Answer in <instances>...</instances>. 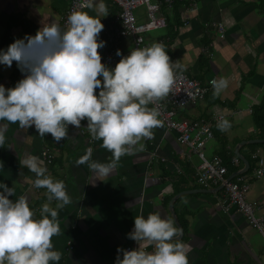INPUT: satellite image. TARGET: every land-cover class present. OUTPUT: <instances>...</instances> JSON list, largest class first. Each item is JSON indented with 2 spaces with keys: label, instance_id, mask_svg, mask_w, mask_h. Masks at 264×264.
Segmentation results:
<instances>
[{
  "label": "crops",
  "instance_id": "1",
  "mask_svg": "<svg viewBox=\"0 0 264 264\" xmlns=\"http://www.w3.org/2000/svg\"><path fill=\"white\" fill-rule=\"evenodd\" d=\"M69 2L0 0V49L17 38L36 35L52 21L60 24ZM106 3L109 14L101 18L105 28L99 37L106 46L98 49L100 52L112 44L110 33L119 10L111 0ZM81 11L96 14L93 9ZM161 11L166 26L145 32L144 43L150 46L162 39L172 58L183 65V72L209 86L202 100L179 108L176 118L190 121L224 114L232 126L221 131L213 125V138L205 144V155H219L231 176L246 172L242 160L238 165L231 162L237 151L251 165L250 172L245 173L251 177L258 158L264 159V130L254 119L264 112V107L257 109L264 105V0H173L171 6L161 5ZM134 14L137 22L147 19L144 7L135 9ZM213 23H222L223 38ZM119 45L127 55L134 48L131 38L120 40ZM223 77L228 78L229 86L216 96L208 81ZM22 78L16 62L11 67L0 65V83L6 87H14ZM86 126V120L79 129L70 125L69 137L58 143L51 133L40 137L34 126L26 129L19 122L10 123L6 142L0 147V161L4 162L0 180L15 189V195L9 198L28 197L30 207L38 208L36 219L42 218L40 209L48 202V191H36L31 186L36 174L22 161L35 155L42 164L43 148L55 155L49 175L64 181L73 198L72 204L60 210L62 234L52 238L55 248L63 252L58 264H114L118 247L133 242L138 247L127 236L135 216L147 217L155 211L172 217L183 229L182 241L191 245L190 264H264L261 233L250 227L236 209L227 213L219 209V186L204 187L196 181L200 159L177 141L174 131L165 125L154 129V138L141 141L145 145L142 151L121 157L105 181L93 184L92 171L87 164L77 165L76 160L88 147L94 149L93 158L101 162L112 157L102 141H88L83 133ZM146 178L153 180L146 182ZM247 198L259 201L264 209V174L250 179ZM56 203L51 201L53 206ZM145 246L148 251L154 250L147 242Z\"/></svg>",
  "mask_w": 264,
  "mask_h": 264
},
{
  "label": "clouds",
  "instance_id": "2",
  "mask_svg": "<svg viewBox=\"0 0 264 264\" xmlns=\"http://www.w3.org/2000/svg\"><path fill=\"white\" fill-rule=\"evenodd\" d=\"M81 8L96 14L74 10L66 30L52 21L36 35L17 38L0 49V65L16 62L23 74L14 87L0 83V147L10 123L34 126L40 137L51 133L59 143L69 137L70 125L79 129L86 120L92 139L102 141L112 157L101 162L88 147L76 160L77 165L87 164L95 184L115 171L121 157L142 151L141 141L154 138V129L164 126L157 105L173 92L184 68L161 42L133 48L128 55L118 49L121 59L114 67L107 66L98 51L106 46L99 38L105 28L101 18L109 14L106 0H83ZM212 83L216 96L229 86L226 77ZM231 126L226 118L217 122L221 131ZM22 163L36 174L35 186L47 189L48 202L40 209L42 218L36 219L29 198L10 199L14 187L0 180V264H58L63 252L52 238L62 234L60 210L73 198L64 181L46 174L38 156ZM3 168L0 161V171ZM182 235L175 220L159 211L136 215L127 236L138 247H118L114 264H190L191 245L182 241ZM145 242L154 250L148 251Z\"/></svg>",
  "mask_w": 264,
  "mask_h": 264
},
{
  "label": "built area",
  "instance_id": "3",
  "mask_svg": "<svg viewBox=\"0 0 264 264\" xmlns=\"http://www.w3.org/2000/svg\"><path fill=\"white\" fill-rule=\"evenodd\" d=\"M118 8V13L115 16L116 25L112 28L110 38L112 44L101 52L102 62L109 67H114L121 56H117V50H121L123 55L127 53L120 47L119 41L122 39L131 38L134 48L145 47L143 34L152 29H159L166 26V18L161 11V5L171 6L173 0H111ZM83 0H70L67 8L60 16V26L62 29H67L68 16L74 10H84L81 8ZM195 4V3H194ZM138 7H144L146 11V21L137 22L134 11ZM219 37H224V26L222 23H213ZM156 42L163 43L162 39ZM172 58L171 54L169 53ZM173 59V58H172ZM174 60V59H173ZM175 61V60H174ZM208 81V85H212V81ZM209 89V86L202 85L195 78L190 77L183 72L174 85L173 92L167 98L162 100L157 106L161 112L160 118L164 120V125L167 130L176 133L177 141L194 151L199 159L198 170L196 173V181L204 187L219 186L221 195L217 198L216 205L219 209L227 213L232 208L236 209L245 219L247 224L258 230L264 238V209L261 203L257 200L250 201L247 199V194L250 189V179L252 177L259 178L264 174V159L258 158L257 165L253 170L252 176H247L244 172H235L229 176V172L223 159L219 155H213L208 158L205 155L204 148L208 140L213 138V125L221 119H224V114L215 113L210 117H201L194 120H179L176 118V112L179 108L187 105H195L202 100ZM89 142H92V137L88 129H84ZM42 166L47 170L49 175L50 167L55 158L54 153L49 148L42 149ZM155 154H151V159ZM254 157L257 158L256 155ZM233 165H238L239 158L233 156L231 159ZM35 178L31 181V186L39 191L35 186ZM152 178H146V182L152 181ZM19 198V197H18ZM17 198V199H18ZM35 218H37L38 208H33ZM69 248H72V243L68 242ZM135 242L125 246V249L136 248Z\"/></svg>",
  "mask_w": 264,
  "mask_h": 264
},
{
  "label": "trees",
  "instance_id": "4",
  "mask_svg": "<svg viewBox=\"0 0 264 264\" xmlns=\"http://www.w3.org/2000/svg\"><path fill=\"white\" fill-rule=\"evenodd\" d=\"M263 107H264V105H261V106L257 107V109L258 110H262ZM257 109L255 110V112L257 111ZM254 119H255V124L257 125V127L264 130V112L261 115L260 114L259 115H255ZM240 162L241 161L239 159V163ZM250 169H251V165L248 167V169L246 170L245 173H249Z\"/></svg>",
  "mask_w": 264,
  "mask_h": 264
},
{
  "label": "water",
  "instance_id": "5",
  "mask_svg": "<svg viewBox=\"0 0 264 264\" xmlns=\"http://www.w3.org/2000/svg\"><path fill=\"white\" fill-rule=\"evenodd\" d=\"M236 156H237L240 160H242V161L244 162V164H245V169H244L243 171L247 170L248 167H249L248 161H247L245 158L241 157L240 153L237 152V151H236ZM220 188H221V187H219V189H220Z\"/></svg>",
  "mask_w": 264,
  "mask_h": 264
},
{
  "label": "rangeland",
  "instance_id": "6",
  "mask_svg": "<svg viewBox=\"0 0 264 264\" xmlns=\"http://www.w3.org/2000/svg\"><path fill=\"white\" fill-rule=\"evenodd\" d=\"M248 199V198H247ZM249 200V199H248Z\"/></svg>",
  "mask_w": 264,
  "mask_h": 264
}]
</instances>
